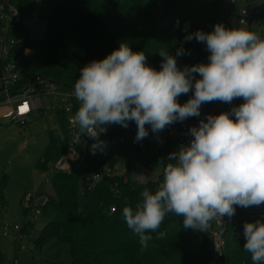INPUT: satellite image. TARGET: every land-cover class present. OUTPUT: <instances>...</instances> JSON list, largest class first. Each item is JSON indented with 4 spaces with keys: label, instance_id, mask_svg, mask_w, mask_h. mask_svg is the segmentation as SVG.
Instances as JSON below:
<instances>
[{
    "label": "clouds",
    "instance_id": "9594fccd",
    "mask_svg": "<svg viewBox=\"0 0 264 264\" xmlns=\"http://www.w3.org/2000/svg\"><path fill=\"white\" fill-rule=\"evenodd\" d=\"M193 39L205 46L206 61L178 66L177 58L189 54L181 45L174 53L160 50L156 68L142 50L121 41L81 66L74 83L79 106L73 121L92 139L91 154L104 150L100 134L109 125L134 122V141H141L149 131L198 119L186 131L189 142L165 156L161 184L144 188L135 208L122 209L142 248L151 239L145 233L158 229L166 213L181 216L184 229L205 231L213 219H231L236 208L264 204V36L217 22L183 36ZM236 98L242 102L233 105ZM213 101L231 107L202 116L201 105ZM243 236L251 260L264 262V217L245 222Z\"/></svg>",
    "mask_w": 264,
    "mask_h": 264
},
{
    "label": "trees",
    "instance_id": "16d2710c",
    "mask_svg": "<svg viewBox=\"0 0 264 264\" xmlns=\"http://www.w3.org/2000/svg\"><path fill=\"white\" fill-rule=\"evenodd\" d=\"M256 1V0H252ZM181 0H0V5L14 6L11 15L8 54L0 58V77L10 65L12 83L0 86V95L22 92L33 78H45L66 88H74L79 69L92 59H99L116 48L121 41L142 50L147 63L159 68L160 50L174 53L183 46L189 54L177 58L178 66L205 61L206 49L195 39L185 42L188 30L180 21L163 23V19L179 6ZM35 15L44 24L40 39L30 37L26 22ZM264 22L263 20H261ZM1 25V24H0ZM197 30L193 29L191 32ZM250 30V29H249ZM251 31L255 32V28ZM256 33V32H255ZM0 29V41L2 39ZM178 97L183 103L191 95ZM2 99V98H0ZM214 102V101H213ZM213 102L201 105V115L208 112ZM242 98L232 101L233 105ZM231 105L223 103L219 111ZM218 108V107H217ZM194 117L186 123H192ZM47 145L37 168L44 170L51 163L54 172L51 184L55 197L38 206L45 225L33 243L36 250L53 239L67 245L70 264H206L210 255L208 238L203 231L184 229L182 217L166 213L158 229L148 231L151 239L141 247L139 237L128 228L122 216L125 206L135 208L142 201L144 188L154 191L162 182L163 172L156 181L143 183L130 178L128 169L139 165L142 171L162 170L168 162L165 156L175 149L174 143L151 134L141 141L132 136L121 148L125 174L112 173L98 181L91 195L79 204V182L83 177L79 169L68 165L56 167L67 149L64 118L58 126L47 131ZM100 161L116 162L114 151L104 148ZM112 168V167H111ZM110 208H114L110 212ZM31 209H26L25 212ZM252 221L240 214L224 230V252L232 264H264L253 262L243 249V225ZM29 223L20 227L17 236L30 243ZM209 244V243H208ZM15 242V247L17 246ZM36 254V252H34ZM0 264H5L0 252ZM38 264H63L57 259H44Z\"/></svg>",
    "mask_w": 264,
    "mask_h": 264
},
{
    "label": "rangeland",
    "instance_id": "374dc122",
    "mask_svg": "<svg viewBox=\"0 0 264 264\" xmlns=\"http://www.w3.org/2000/svg\"><path fill=\"white\" fill-rule=\"evenodd\" d=\"M230 1L232 2L229 6L224 0H181L179 6L163 19V23L182 21L188 32H191L196 28L209 31L217 22L223 23L228 28L247 27L251 30L255 27L252 18L264 21V0ZM242 9L249 15L247 22H244V18L238 13ZM26 25L32 39H40L43 36V23L28 21ZM207 55L206 51L205 61ZM222 104L220 101H214L213 107L207 113L219 112ZM2 111L5 113L7 108L4 109L1 106L0 114ZM174 125L182 127L185 131L188 129L186 121L174 123ZM56 127L57 124L51 113L35 117L23 126L9 122L7 119L0 120V252L5 264H38L44 262L46 258H55L63 264L71 263V254L67 245L57 244L56 239L43 244L39 250H33L32 241L44 227L45 218L39 215V209L31 210V213L25 212L30 204L35 202L40 205L47 197H55L51 184L53 165L47 164L44 170L36 166L46 149L47 131ZM114 153L116 162L111 166L113 172L125 174L127 171L121 149H116ZM67 165L68 161L63 158L56 167H67ZM162 172L160 167L154 171L144 170L143 172L139 165L128 169L130 178L138 182L156 181ZM79 190V204L83 205L90 197L91 191L85 188L82 178H80ZM29 196L32 197L30 202L27 200ZM3 222L16 224L19 227L25 222L29 223L28 233L31 241L27 243L28 247L23 250L15 247L14 235H4L1 231ZM217 230H219L218 227L215 228V231ZM207 250L208 252L210 250L208 241Z\"/></svg>",
    "mask_w": 264,
    "mask_h": 264
},
{
    "label": "built area",
    "instance_id": "2783aa9c",
    "mask_svg": "<svg viewBox=\"0 0 264 264\" xmlns=\"http://www.w3.org/2000/svg\"><path fill=\"white\" fill-rule=\"evenodd\" d=\"M224 1H227V5H231L232 1ZM13 10L14 6L6 7L0 5V29L3 37L0 41V58H4L8 54L7 49L10 43L9 32L11 30L10 14H12ZM238 13L244 18V22H247L248 13L243 9L239 10ZM35 19L36 17L33 15L31 20L34 21ZM252 20L254 22L255 32L264 36V22L258 18H252ZM10 69L11 66L9 65L0 77V86H6L8 83L14 81ZM0 98H2L0 99V103L8 106V111L2 116V119L17 123L19 126H23L35 117H40L46 113L52 114L57 126L58 118H64L67 132V149L61 160L66 158L68 165L80 170L83 175L84 186L87 190H92L97 182L101 181L105 176L112 173L118 174L117 172H113L108 161H100L101 157L105 156V154H102V151H97L95 154L89 152L88 146L92 143V139L86 134H81L78 124L74 123L73 117L79 106V101H77L74 95V88H66L49 79L35 78L24 91L12 95L5 92L4 95H0ZM206 114L207 112H204L202 116ZM197 122L198 119L194 117L192 123L187 125L189 127ZM135 132L136 125L134 122H129L127 128L113 124L107 126L106 132L100 134V139L105 142V147L115 151L116 149H121L132 136H135ZM151 134L153 133L149 131L148 135ZM155 135L171 140L175 147L179 144H187L190 139L182 127L174 124L166 126ZM61 160L58 162H61ZM60 168H66V166H60ZM31 198L29 196L27 200L30 202ZM46 201L47 198L40 205H43ZM40 205L34 202L28 208L36 211ZM113 211L114 208H110V212ZM241 213L251 220L257 217H264V204L259 207L252 206L247 209L236 208L235 214L231 219L224 217L222 220L217 218L209 222L207 229L203 231L208 238L210 247V255L206 264H232L226 258L224 252L223 235L226 225ZM216 227L219 230L215 231ZM19 230L20 227L16 224L3 222L1 225L2 233L4 235L13 234L15 242L18 244L17 248L23 250L26 248V241L24 237L17 236Z\"/></svg>",
    "mask_w": 264,
    "mask_h": 264
},
{
    "label": "crops",
    "instance_id": "0c3cea01",
    "mask_svg": "<svg viewBox=\"0 0 264 264\" xmlns=\"http://www.w3.org/2000/svg\"><path fill=\"white\" fill-rule=\"evenodd\" d=\"M1 106H3V107H4V109H5V108H7V111H8V106H6V105H4V104L0 103V107H1ZM7 111H6V112H7ZM6 112H5V113H3V111H2V113L0 114V120H4V119H2V116H3L4 114H6Z\"/></svg>",
    "mask_w": 264,
    "mask_h": 264
},
{
    "label": "water",
    "instance_id": "95a60500",
    "mask_svg": "<svg viewBox=\"0 0 264 264\" xmlns=\"http://www.w3.org/2000/svg\"><path fill=\"white\" fill-rule=\"evenodd\" d=\"M34 79H35V78H33V79L30 81V83H32V81H33ZM30 83H29V84H30Z\"/></svg>",
    "mask_w": 264,
    "mask_h": 264
}]
</instances>
